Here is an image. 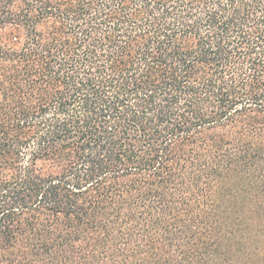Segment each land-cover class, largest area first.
I'll list each match as a JSON object with an SVG mask.
<instances>
[{"label": "trees", "instance_id": "16d2710c", "mask_svg": "<svg viewBox=\"0 0 264 264\" xmlns=\"http://www.w3.org/2000/svg\"><path fill=\"white\" fill-rule=\"evenodd\" d=\"M0 264H264V0H0Z\"/></svg>", "mask_w": 264, "mask_h": 264}]
</instances>
